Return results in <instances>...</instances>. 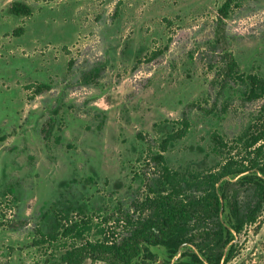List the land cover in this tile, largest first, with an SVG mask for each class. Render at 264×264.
I'll return each instance as SVG.
<instances>
[{
    "label": "rangeland",
    "instance_id": "rangeland-1",
    "mask_svg": "<svg viewBox=\"0 0 264 264\" xmlns=\"http://www.w3.org/2000/svg\"><path fill=\"white\" fill-rule=\"evenodd\" d=\"M13 1L30 4L31 16L9 14ZM221 2L0 0V264H59L61 243L32 239L61 199L101 219L136 217L156 176L151 156L183 119L166 163L186 172L220 160L211 134L231 143L264 103L225 75L233 57L240 72L264 78V0L218 22ZM39 82L49 88L35 95ZM259 222L226 264H264V212Z\"/></svg>",
    "mask_w": 264,
    "mask_h": 264
},
{
    "label": "trees",
    "instance_id": "trees-1",
    "mask_svg": "<svg viewBox=\"0 0 264 264\" xmlns=\"http://www.w3.org/2000/svg\"><path fill=\"white\" fill-rule=\"evenodd\" d=\"M244 1L222 0L216 10L217 21L223 22ZM7 12L29 17L33 8L26 2L13 1ZM23 31L24 27L18 26L12 33ZM225 75L243 84L247 99L264 96V78L240 72L233 57L226 64ZM48 88V84L39 82L34 94ZM179 123L182 126L171 128L160 141V152L151 156L157 166L156 176L147 184L146 205L140 207L136 217L89 216L83 214V207L64 198L42 214L33 245L49 248L61 243L59 264H83L87 258L104 264L230 261L239 250V236L248 226H258L264 212V103L231 143L217 132L211 134L212 150L221 157L204 170L180 172L166 163L163 153L167 146L183 137L188 127L186 119ZM6 191L13 193L11 186ZM77 208L74 218L72 212ZM0 225L4 224L0 221ZM94 228L98 237L91 239L88 233ZM153 247L165 250L162 263Z\"/></svg>",
    "mask_w": 264,
    "mask_h": 264
}]
</instances>
